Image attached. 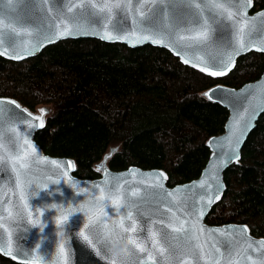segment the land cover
Wrapping results in <instances>:
<instances>
[{"label":"trees","instance_id":"obj_1","mask_svg":"<svg viewBox=\"0 0 264 264\" xmlns=\"http://www.w3.org/2000/svg\"><path fill=\"white\" fill-rule=\"evenodd\" d=\"M262 9L264 0H254L252 12ZM263 71L264 53L239 57L232 72L217 78L163 48L69 39L20 62L0 56V97L34 112L52 109L36 142L48 155L72 158L77 177L100 178L96 165L114 150L111 170H163L175 187L200 176L211 155L207 141L228 118L204 92L217 85L239 89ZM225 183L206 223L246 224L264 238V113ZM0 264L20 263L0 254Z\"/></svg>","mask_w":264,"mask_h":264},{"label":"water","instance_id":"obj_2","mask_svg":"<svg viewBox=\"0 0 264 264\" xmlns=\"http://www.w3.org/2000/svg\"><path fill=\"white\" fill-rule=\"evenodd\" d=\"M82 2V0H78ZM152 0H143V4L151 3ZM143 4L141 6H143ZM53 5L49 3L41 4L40 0H0V33H3L4 40L0 44V55L10 61L20 62L40 54L47 46L56 44L64 40L76 39H97L106 43H118L129 48H138L145 45H151L158 48H163L171 52L175 57L179 58L184 64L191 68L201 70L208 74L209 71H215L216 68L210 67L213 61L212 57L220 58L226 52H231L229 47L228 29L224 24L219 25L218 36L206 45L199 47L183 46L176 36L168 34L163 35V43H153L151 39H140V33L136 31L138 25L133 23L129 27L132 17L125 15V19L120 21V27L123 28V33L119 39H102L99 34V28L92 25L86 32L77 33L71 36L57 37L56 32L59 30L51 28V17L56 15V12L51 11ZM68 7L67 0H65L64 8ZM254 7V0H252L251 7L247 9V16L251 20L253 17H258L264 9L252 12ZM48 9L49 11H45ZM57 11L59 9L57 8ZM95 14L91 19H95ZM85 19H89L85 14ZM118 17L113 14L107 20L109 25L116 22ZM169 17H165V25ZM187 21V24L184 23ZM264 18L258 19L256 24H260ZM59 23V21H58ZM105 19L101 15L100 24L104 25ZM160 25L159 19L156 21ZM177 35L185 30L186 27H193L192 19L187 12L177 11L176 17L172 21ZM255 27V24L252 26ZM38 33H44L39 35ZM45 35L52 36V41L49 42L45 39ZM253 39L250 41L251 45L262 46L264 45V32L254 31L252 33ZM43 41L40 47L35 49L34 54L28 52L25 54L26 49H30L36 42V39ZM11 43V47L9 44ZM231 43H235V32L233 30ZM167 45V46H165ZM251 52L264 53L258 51L256 47L251 50L243 51L241 54L234 57V66H230V70L226 71L224 75H216L214 77L221 78L232 72L236 66L239 57L249 54ZM17 55H23V58H14ZM185 58L189 60L185 63ZM195 65V66H194ZM213 76V75H212ZM206 93H211L212 98ZM264 94V71L262 75L254 82L245 84L239 89L217 85L205 92V96L212 102L220 104L228 111V118L221 134L212 136L207 141V146L211 151L209 160L204 167L202 173L197 179L190 182L179 184L175 187L168 185V175L163 170L152 169L145 170L136 166H131L122 171H113L107 166L108 159L114 153L111 150L109 154L105 155L102 162L98 165L101 172V177L98 179H82L74 175L76 171V164L72 158L51 156L44 152V150L36 142L35 136L38 131L45 126V117L48 111L45 110L43 115L44 126H34L31 129L27 128L31 117H41L39 113L32 111L28 107L23 106L15 99L0 97V107H3L6 117L10 111L22 112L25 119L20 120L17 116L14 120H20L21 128L29 132L26 137L31 144L36 146L37 152L40 156L47 158L49 161H58L65 167H57L51 163L45 164L43 161L38 160L30 170L28 175L32 181L29 190L31 191L30 203L34 207L33 218L38 221L35 227L26 219L19 217L12 221L5 220V226L8 231H0V243L5 248V252L0 254L20 264H34V261L27 255H37L36 248L33 247V242L36 245H47L51 248V255L55 259L56 248L60 243H64L67 249L72 253L70 264H107L90 248L86 241L80 236V232L84 230V224L88 222L90 210L94 211L97 216L105 218L104 213H107V222L111 224L113 221H119L123 212L117 213V205L114 201H108L107 206L103 203L95 205L93 195L99 197L101 194L99 189L94 188V185H101L107 182L109 184L115 183L123 188H131L138 190L141 195L145 196V203L139 208V216H137L138 227L143 226L144 221H148V227L160 228L163 225L160 223L163 220L164 224L168 223L169 217L172 213H176L180 220H184L187 224H194L196 227L202 225L205 229L220 230L219 232L209 235L207 232L199 236L198 242L205 245V251L208 250L207 245L215 242L218 245L223 244L225 240L235 242L236 251L235 256L240 257V264H245L247 254L251 253L253 258L256 259L258 253L251 252L247 248V240L260 242L264 238H258L251 234L250 228L246 224H225L223 226H210L206 223L208 217L214 206L221 201L225 191V173L235 164H238L244 145L246 144L251 133L256 128V124L264 113V110L258 111L254 117L249 120L247 129H243L244 120L250 116L252 109L257 108L261 103V96ZM14 101L15 104L9 103ZM19 105V109L15 105ZM31 114V117H29ZM8 123L6 119V124ZM35 125L39 124V120L34 122ZM23 135V132L21 133ZM237 138L239 142L237 143ZM67 162H71L73 166H67ZM66 173V174H65ZM163 173L162 179L156 180L155 174ZM131 174V175H130ZM139 174V175H137ZM115 178V179H114ZM14 174L10 169L5 168L0 170V186L5 189L4 199L10 200L16 205H20L21 201L17 198L13 191ZM162 185V188L156 185ZM203 185V187H201ZM34 189V191H33ZM144 189H148L145 193ZM218 192V198L209 199L213 197L214 193ZM165 193H173L172 196H167ZM203 198V199H201ZM133 200L138 197H132ZM39 201V203H37ZM207 205L204 207V205ZM170 205L174 207L170 208ZM203 207V216H199V212ZM43 212V215L40 213ZM50 215V220L45 219ZM136 216V212H133ZM62 216L68 219L65 221L63 227L57 224V220ZM142 217V218H141ZM155 221V223H153ZM175 226V225H174ZM246 227L247 232L242 233L234 231ZM42 229V230H41ZM225 230H232L230 233H225ZM171 232V229H168ZM9 232L11 237H9ZM143 235V233H141ZM175 235V234H173ZM170 243L174 247L183 249L185 255H190V245L181 240H173L169 238ZM151 232H149V239L145 242V246L150 247ZM206 242V243H205ZM126 247L125 243H121L114 250L113 254H123V249ZM11 249L13 254H17V258L13 259L12 255L7 254L8 249ZM87 249V253L85 250ZM90 253V255L88 254ZM144 253L134 251L130 256L131 264H136L138 257L144 256ZM129 259V257H125ZM159 259V258H157ZM151 264V262H149ZM251 264V262H247ZM259 264V261L257 262Z\"/></svg>","mask_w":264,"mask_h":264},{"label":"snow or ice","instance_id":"obj_3","mask_svg":"<svg viewBox=\"0 0 264 264\" xmlns=\"http://www.w3.org/2000/svg\"><path fill=\"white\" fill-rule=\"evenodd\" d=\"M40 2L41 4L49 3L53 5L51 11L56 12V15L50 18L52 21L51 28L59 29L56 32L57 37L86 32L94 24L99 28L102 39H119L123 33L120 21L125 19V15H130L132 20L126 22L129 23V27L133 23L138 25L136 31L140 33V39H151L153 43H163V35L168 34L176 36V39L183 46L191 48L208 44L214 36H218L219 25L224 24L228 29L231 52L224 53L220 58H211L215 62L210 67L216 68V70L209 71L208 74L213 76L226 74V71L230 70V66H234V57L243 51L251 50L252 47H256L258 51H264V45L255 46L250 44L254 31L264 32V21L256 24L258 19L264 18V12L251 20L247 16V9L251 7L252 0H152L148 4H143V0H82V2L67 0L68 7L66 9L64 8L65 0H40ZM142 4L143 6H141ZM57 8L59 11H57ZM45 11L49 10L46 9ZM177 11L187 12L194 25L193 27H186L179 35L174 30L178 26L172 25ZM85 14L89 19H85ZM94 14L96 18L91 19ZM113 14L118 19L114 24L109 25L107 20ZM101 15L106 21L104 25L100 24ZM166 16L169 17L167 24L171 27L164 26ZM157 19L160 21L159 26L156 23ZM184 23L187 24V21H184ZM254 24L255 27H252ZM233 30L235 32L234 44L231 43ZM39 35H44V33H38ZM45 39L51 42L52 36L45 35ZM3 40L4 35L0 33V44L3 43ZM42 43L43 41L37 38L31 48L25 50V54L28 52L34 54L35 49L40 47ZM11 46L10 43L9 47ZM2 54L4 53L0 52V55ZM14 58H23V55H17ZM188 62L189 60L185 58V63ZM205 70V67H201V71ZM206 95L209 96V99L212 98L211 93H206ZM9 103L15 104L14 101ZM19 107L18 104L15 105L16 109H19ZM262 110H264V94L261 96V103L257 108L252 109L250 116L244 120L243 129H247L249 120L258 111ZM44 114V109H41V117H31V114H29L31 121L28 123L27 128L43 127L42 117ZM17 116L20 117V120L25 119L22 112L10 111L6 117L4 108L0 107V170L8 168L14 174L13 191L21 201L20 205H16L10 200H5V189L0 186V231H8L4 223L6 219L9 221L17 217L26 219L33 227L38 223L33 218L35 209L30 203L31 191L29 190L32 181L28 175V170L38 160L43 161L45 164L51 163L57 167H65L58 161H49L39 155L36 146L26 138L29 132L21 128L20 120L13 119ZM36 120H39L38 125L34 124ZM22 132L23 135H21ZM67 166L71 167L73 165H71V162H67ZM162 178H165L163 173L155 174L156 180ZM93 187L99 189L101 194L99 197L93 195L95 205L103 203L107 206V202L111 200L117 205V213L123 212V216L119 221H113L109 224L106 219L107 213L103 214L105 218H101L90 210L88 222L84 224V230L80 232L83 240L107 264H131L130 256L134 251L145 254L138 257L136 264H149V262L151 264H240L241 258L235 256L236 244L234 241L230 243L225 240L222 246L213 242L207 245V251H205V245L198 242L201 234L207 232L211 235L220 230H210L205 229L202 225L196 227L194 224H187L186 221L180 220L174 212L169 217L167 224H164L163 220L160 221L163 225L160 228L150 229L148 221H144L143 226L138 227L139 208L145 203V196L141 195L140 191L107 182L104 186L94 185ZM156 187L162 188V185L157 184ZM144 192L147 193L148 189H144ZM165 195L172 196L173 193H165ZM218 195V192L214 193L208 203L212 199L218 198ZM132 197H138V199L133 200ZM206 206L205 204L204 207ZM171 207H174V205H170ZM134 211L136 216L133 215ZM203 214L202 207L199 216L202 217ZM40 215H43V212ZM45 219L50 220V215L46 216ZM67 219L66 216H62L57 220V224L63 227ZM168 229H171V232ZM230 231L232 230H225V233H230ZM234 231L246 233L247 228L244 227ZM149 232H151V241L150 247H147L145 242L149 239ZM9 237H11L10 232ZM170 237L173 240H181L190 245L191 254L186 256L183 249L174 247L170 243ZM121 243L126 244V247L122 250L123 254H113ZM32 246L36 248L37 255H32L30 252L25 255L29 256L34 264H70L72 253L64 243L57 246L55 259L51 255V248L47 245H36L33 242ZM247 248L251 252L258 253V256L254 259L251 253L247 254L245 264L247 262L257 264L258 261L259 264H264V241L255 242L249 238ZM0 252H5L2 243H0ZM85 252L87 253V249ZM7 254L16 259L20 253L13 254L9 248ZM88 254L90 255V253ZM125 257H129V259H125Z\"/></svg>","mask_w":264,"mask_h":264},{"label":"rangeland","instance_id":"obj_4","mask_svg":"<svg viewBox=\"0 0 264 264\" xmlns=\"http://www.w3.org/2000/svg\"><path fill=\"white\" fill-rule=\"evenodd\" d=\"M41 109H44V110H47L48 111V114L46 115V117H45V120L47 119V117L51 114V112H52V109L50 108V107H40V108H38L35 112H37V113H39L40 111H41ZM46 122V121H45ZM115 150H117L118 148H114ZM110 160V158L108 159V161ZM102 162V161H101ZM100 162V163H101ZM99 163V164H100ZM76 164V163H75ZM98 164V165H99ZM98 165H96V167H97V170H98ZM107 166H108V162H107ZM109 167V166H108ZM110 168V167H109ZM99 171V170H98Z\"/></svg>","mask_w":264,"mask_h":264},{"label":"bare ground","instance_id":"obj_5","mask_svg":"<svg viewBox=\"0 0 264 264\" xmlns=\"http://www.w3.org/2000/svg\"><path fill=\"white\" fill-rule=\"evenodd\" d=\"M224 86V85H223ZM244 86V85H243ZM227 87V86H226ZM235 89V88H234ZM206 92V91H205ZM205 92H204V95H205ZM207 98V97H206ZM208 99V98H207Z\"/></svg>","mask_w":264,"mask_h":264}]
</instances>
